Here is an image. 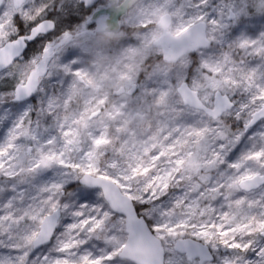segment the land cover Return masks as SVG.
<instances>
[{"label": "snow or ice", "instance_id": "1", "mask_svg": "<svg viewBox=\"0 0 264 264\" xmlns=\"http://www.w3.org/2000/svg\"><path fill=\"white\" fill-rule=\"evenodd\" d=\"M0 264H264V0H0Z\"/></svg>", "mask_w": 264, "mask_h": 264}]
</instances>
